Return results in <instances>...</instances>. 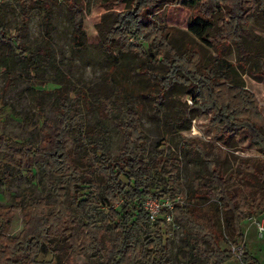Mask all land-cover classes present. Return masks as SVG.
Masks as SVG:
<instances>
[{
	"label": "trees",
	"instance_id": "1",
	"mask_svg": "<svg viewBox=\"0 0 264 264\" xmlns=\"http://www.w3.org/2000/svg\"><path fill=\"white\" fill-rule=\"evenodd\" d=\"M63 1L72 17L73 43L79 49L86 48L85 0ZM18 3L24 26L32 11L46 4L45 0ZM102 4L110 7L95 26L103 51L109 57L117 53L138 57L152 68H143V72L154 82L152 95L157 108L180 91L179 95L191 99L190 110L209 114L212 123L221 125L227 134L245 130L249 142L264 155V117L257 97L246 88L241 76L264 80V57L247 50L246 43L252 39L243 29L250 14L264 10V0H102ZM167 5L193 11L185 32L188 39L180 35L179 29L156 21ZM2 6L0 2V38L20 51L26 69L36 65L35 70L43 74L50 61L48 51L39 49L36 55H27L19 36L9 38L2 26ZM115 6L124 9L114 11ZM196 40L206 42L217 55L206 59ZM232 47L237 48L239 55L235 64L226 56ZM253 56L255 63H251ZM83 96L78 93L72 100L59 96L55 120L43 124L44 141L40 148H16L0 135V155H7L20 166L35 157L43 159L45 172L53 177L55 195L51 205L44 198L28 201L22 210L24 228L18 236L11 235V221L26 198L16 197V205L0 206V264H53L37 260L44 250L56 258L55 264H78L77 257L86 254L95 264H173L166 227L176 226V222L190 226L206 244L197 248L203 264H228L236 256L241 264H259L245 242L243 223L264 215V195L259 193L248 200L240 191L231 193L232 181L224 178L206 151L199 148L211 178L200 181L198 186L208 200L231 217L236 239L225 241L212 218L205 219L180 203L181 160L177 154L167 156L160 147L150 152L140 112L129 108L126 120L117 122L121 144L118 156L112 157L106 152L110 132L91 128L84 121L79 107ZM104 109L111 116L108 103ZM188 116V109H184L183 119H178L176 125L184 123ZM186 142L192 145L191 140ZM257 178L264 183V164ZM148 198L169 199L173 209L163 208L153 222L145 208ZM107 201L119 206L110 210L107 218L120 232L119 239L109 248L103 244L107 227H99L101 209ZM170 213L176 219L171 224L166 221ZM222 241L228 249L221 247ZM239 241L240 256L235 250Z\"/></svg>",
	"mask_w": 264,
	"mask_h": 264
},
{
	"label": "rangeland",
	"instance_id": "2",
	"mask_svg": "<svg viewBox=\"0 0 264 264\" xmlns=\"http://www.w3.org/2000/svg\"><path fill=\"white\" fill-rule=\"evenodd\" d=\"M45 2L32 11L28 25L24 26L18 0L2 1V26L7 36L12 39L19 36L27 55H36L39 49L47 50L50 61L43 74L35 70L36 65L28 70L20 58V51L0 38V135L7 137L16 148L42 147V127L45 121L55 120L59 96L64 95L72 100L80 93L85 95L79 103L85 123L91 128H105L110 132L106 152L117 157L121 144V135L116 130L117 122L126 120L129 108L137 109L150 152L160 147L167 156L177 154L181 160L180 203L195 209L205 219L212 218L216 230L225 241L236 239L230 214L208 200L203 188L198 186L200 181L208 182L211 178L200 150L206 151L223 177L232 181L231 193L240 191L246 199H255L259 193L264 195V183L257 178L263 168L264 155L249 142L247 132H223L221 125L212 123L209 114L190 110L191 99L179 95L180 91L157 108L152 95L154 82L146 78L143 72V68H152L145 66L138 57L118 53L115 57H109L103 51L95 26L110 7L104 6L102 0L84 1V28L88 46L81 49L73 43L72 17L64 1ZM112 8L118 12L124 9L123 6ZM193 16V11L167 5L155 19L160 25L179 29L182 32L180 35L188 39L185 32ZM243 29L252 39L246 43L247 50L264 57V10L250 14ZM196 42L206 59L217 55L216 50L206 42ZM133 43L139 45L138 41ZM226 56L234 64L239 60L236 47L228 50ZM254 59L253 56L251 63H255ZM38 61L36 57L34 63ZM241 76L246 88L257 97L264 117V80L259 76ZM107 103L112 110L111 116L104 109ZM184 109H188L189 116L184 123L176 125L178 119H183ZM188 140L192 145L186 142ZM52 184L53 177L45 172L43 159L35 157L25 166H20L7 155H0V206L16 205V197L26 198L11 221L12 236H18L24 228L22 210L29 200L44 198L49 205L55 201ZM117 209L118 204L112 205L108 201L101 209L99 227H107L103 241L105 248L114 245L120 236L115 224L107 219L110 210ZM71 211L76 216L74 209ZM263 222L264 215L248 218L243 223L245 242L259 264H264V238L259 236L258 227ZM169 227L167 225L166 229L172 245L173 264H203L197 248L199 245L206 247V244L194 230L177 222L176 226ZM76 231L80 232L79 226ZM142 237L143 233H140L139 239ZM225 241L221 242V247L228 249ZM241 246L239 241L237 252ZM37 260L56 263V258L45 250ZM90 261L95 264L90 254L77 257L78 264ZM228 264L241 262L236 256Z\"/></svg>",
	"mask_w": 264,
	"mask_h": 264
},
{
	"label": "built area",
	"instance_id": "3",
	"mask_svg": "<svg viewBox=\"0 0 264 264\" xmlns=\"http://www.w3.org/2000/svg\"><path fill=\"white\" fill-rule=\"evenodd\" d=\"M3 0H0V2H2ZM145 208L146 210L149 212L150 218L151 220L154 222L156 221L161 213V210L163 208H167L169 211H171L173 209V204L170 202L169 199H164L163 201H158L155 198H148V200L145 203ZM166 221L168 223H173L175 221L173 214H168L166 216ZM259 236L261 238H264V222L263 224H259ZM238 248H236L235 250L237 251ZM234 250V251H235ZM241 254V249H239L238 255L240 256Z\"/></svg>",
	"mask_w": 264,
	"mask_h": 264
}]
</instances>
